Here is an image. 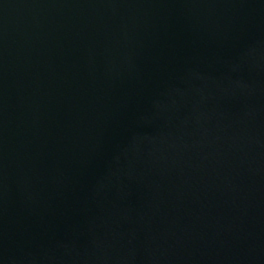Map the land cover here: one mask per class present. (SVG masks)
Listing matches in <instances>:
<instances>
[{"label":"water","instance_id":"1","mask_svg":"<svg viewBox=\"0 0 264 264\" xmlns=\"http://www.w3.org/2000/svg\"><path fill=\"white\" fill-rule=\"evenodd\" d=\"M0 264H264V0H0Z\"/></svg>","mask_w":264,"mask_h":264}]
</instances>
